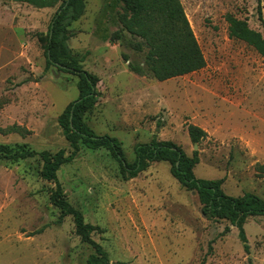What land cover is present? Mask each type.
I'll return each instance as SVG.
<instances>
[{"label": "rangeland", "instance_id": "1", "mask_svg": "<svg viewBox=\"0 0 264 264\" xmlns=\"http://www.w3.org/2000/svg\"><path fill=\"white\" fill-rule=\"evenodd\" d=\"M62 2L37 9L0 0V145L70 153L58 118L76 101L78 81L45 71L37 41ZM179 2L205 67L157 82L131 72L143 66L145 51L132 50L140 41L122 30L120 1L85 0L68 30L74 58L98 79L96 105L83 120L97 136L118 140L128 163L136 145L169 141L188 157L197 152V179L223 180L227 196L264 201V58L230 38L226 22L244 21L264 39V0ZM187 125L206 133L195 150ZM40 170L38 158H0V264H87L93 250L75 235L71 217L59 222L49 202L55 186ZM57 180L67 203L98 229L91 239L109 264H264V218L246 220V254L237 231L204 217L196 193L179 186L167 163L123 181L108 153L81 148Z\"/></svg>", "mask_w": 264, "mask_h": 264}, {"label": "trees", "instance_id": "2", "mask_svg": "<svg viewBox=\"0 0 264 264\" xmlns=\"http://www.w3.org/2000/svg\"><path fill=\"white\" fill-rule=\"evenodd\" d=\"M37 9H48L57 0H19ZM122 14L119 24L124 32L140 42L132 45L135 53L145 51L143 66L131 67V72L150 75L157 82L187 76L202 70L205 61L193 36L189 23L179 0H119ZM85 0H63L54 13L45 35H37L44 59L45 71L55 69L62 74L75 77L78 81L79 95L76 101L67 105L58 118V125L70 153H35L25 145L13 147L0 145V158L18 163L33 158L41 162L40 178L52 183L50 204L60 212L59 222L71 217L74 233L80 242L89 246L93 254L87 264H109L106 253L91 239L98 231L94 226L84 223L82 214L73 209L65 200L57 173L62 166L71 163L81 148L92 152H106L118 164L123 181L135 179L150 165L167 163L171 177L186 191L195 192L201 206V214L207 219L224 221L237 231L243 250L248 254V244L244 224L248 218H264V201L246 193L241 197H230L222 191L223 180L209 181L197 179L193 170L199 163L197 152L188 157L180 147L169 141L152 140L147 144L136 145L134 160L128 163L121 144L115 138L97 136L84 122V116L97 102L98 79L84 71L68 47L69 28L84 14ZM228 36L241 41L264 58V39L251 30L246 22L227 16ZM264 25V23H263ZM83 60V59H81ZM187 135L192 144H199L206 133L200 128L187 125ZM228 232V228L225 229ZM250 264V262L248 263Z\"/></svg>", "mask_w": 264, "mask_h": 264}, {"label": "water", "instance_id": "3", "mask_svg": "<svg viewBox=\"0 0 264 264\" xmlns=\"http://www.w3.org/2000/svg\"><path fill=\"white\" fill-rule=\"evenodd\" d=\"M193 146H194V150L196 149V147H197V144H193Z\"/></svg>", "mask_w": 264, "mask_h": 264}]
</instances>
